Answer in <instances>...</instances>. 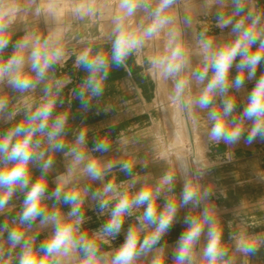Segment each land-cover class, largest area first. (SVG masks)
<instances>
[{
  "label": "clouds",
  "instance_id": "1",
  "mask_svg": "<svg viewBox=\"0 0 264 264\" xmlns=\"http://www.w3.org/2000/svg\"><path fill=\"white\" fill-rule=\"evenodd\" d=\"M223 7L225 0H216ZM231 14L217 13V26L221 29L231 26L235 39L224 46L214 49L210 38L200 40L201 52L206 67L196 69L192 77L203 87L198 96L188 103L184 95L189 88L188 78L181 77V73L189 67V57L179 30L169 25L173 17L169 14L175 0H157L152 6V0H117L116 14L112 18L110 54L98 51L95 54L86 48L76 56V65L87 73L85 79L76 92L77 98L86 108L91 97L100 96L103 92V81L107 78L111 64L120 67L127 58L139 53L148 41L156 39L166 31L167 42L163 54L150 59L151 71L163 79H171L174 83L172 100L182 106L189 104L201 110H207V119L210 128L207 139L211 143L236 144L243 137L246 143H252L257 138L264 140V75L248 93L247 104L237 115V100L229 95L230 89L240 90L245 79L256 77L257 67L264 61V12H257L248 7V0H230ZM143 10L145 15L138 25H132V18L138 11ZM19 11L17 5L10 0H0V51L9 44L8 30L13 24ZM74 14L83 18L91 15L94 9L91 5L76 7ZM37 14L41 12L36 9ZM240 17V19H235ZM185 24H191L186 18ZM62 32L49 34L41 40L26 35L17 41L16 51L7 59L0 58V81L6 80L8 85L18 92L34 89L45 81L49 70L64 59V48L61 43ZM255 46V47H254ZM237 75L230 79V71L234 61ZM28 69L25 71V69ZM209 68L212 75L208 77ZM63 81L44 87L45 97L35 109L27 110L26 119L9 129L6 135L0 136V212L9 204L17 190L24 195L23 207L17 213L16 226L9 228L5 223L0 227V233L7 232V242L10 250L19 247L20 251L15 258L9 253L3 257L0 250V264H61V260L71 257L74 253H82L81 264H136L141 256L153 253L162 237L169 231L179 207L193 204L198 206L205 200L197 187L186 184L179 203L170 200L162 212L152 199L150 190L129 195L127 192H118L114 182L104 183L102 189L91 193V198L98 201L101 213L108 209L111 199L116 203L111 207L106 222L91 236L82 231L85 214L82 211L83 195L80 189L65 190L72 183L73 173L81 165L82 172L93 181L102 180L107 171L111 170V163L103 164L97 158H89L83 147L86 144V131L79 132L73 146L68 147L64 133L67 125L66 114H58L53 118V110ZM221 97L219 106H214L215 98ZM7 107V100L0 97V111ZM14 115V113H13ZM245 122H251L250 129L245 133ZM43 137L49 149L53 152H63L71 157V164L67 174L60 177V182L54 191L48 193V184L44 177L51 170L53 160L45 159V153L38 151ZM14 141V142H13ZM109 143L101 139L95 143L94 152H108ZM39 162L41 178L33 182L29 165ZM183 169V163L181 164ZM122 171L131 174L132 165L129 162L122 164ZM174 175L165 174L160 180V186H171ZM159 187L157 191H159ZM54 199L57 204L70 205V211L62 215L56 205L49 211L46 201ZM144 207L140 220L142 227L154 225L153 230L143 239L133 229H129L124 242L112 253L101 252L100 244L108 243L119 235L125 217L132 215L134 208ZM39 219L41 225H51L53 231L49 237L37 247L34 240L25 238V229L30 228ZM188 225L180 235L172 252L173 264H229V249L222 239V229L212 211L205 207L200 216L185 218ZM207 225V242L198 249L201 236ZM236 250L245 255L255 253L257 244L254 240L244 236H233ZM149 264H165L163 250L152 255Z\"/></svg>",
  "mask_w": 264,
  "mask_h": 264
},
{
  "label": "crops",
  "instance_id": "2",
  "mask_svg": "<svg viewBox=\"0 0 264 264\" xmlns=\"http://www.w3.org/2000/svg\"><path fill=\"white\" fill-rule=\"evenodd\" d=\"M248 7L257 12H264V0H248ZM218 12L230 15V0H225L223 7L219 6L216 0H175L169 13L173 17L169 29L179 30L180 39L189 57V67L180 74L190 81L184 95L185 103L198 96L207 83L206 80L204 84H200L191 75L196 69L206 67L200 40L210 38L213 48L218 49L235 39L231 26L223 29L217 26ZM186 18L191 19L190 25L185 24ZM111 31L110 28V33L106 35L96 33V41L92 42L89 48L93 54L98 51L110 54ZM81 38L82 33H79L72 42H66L81 44ZM167 39L166 31L162 32L158 38L148 41L139 53L130 55L124 65L117 67L111 64L108 76L103 81L102 94L91 97L86 108L76 96L87 75L85 70L75 63L76 56L80 53L77 50L79 47L65 52L64 59L54 65L46 80L34 89L21 93L8 84L6 87L0 85V97L7 100V107L0 111V136L6 135L9 129L24 121L29 108L35 109L43 102L44 87L47 84L54 85L55 81L61 80L64 83L56 97L53 118L58 114H66V144L68 147L73 146L79 132L84 130L86 144L83 150L87 156L97 158L103 164L113 165L102 180L96 181L83 174L81 165L73 173L72 183L65 188L70 190L75 187L82 192V211L85 214L82 231L91 236L108 219L116 199H111L108 209L101 213L98 201L91 198V193L102 189L108 181L116 184L118 192H127L130 196L141 190H150L158 213L164 210L170 200L179 203L185 185L192 184L202 196L207 192V198L198 206L189 204L179 207L171 228L153 253L141 256L136 264H149L152 255L160 250L165 254V264H173L172 252L176 242L188 227L185 218L200 216L205 207L212 211L222 229L223 243L229 249V264H264V140L257 138L249 144L242 137L232 145L208 141L207 131L210 123L207 110L190 104L184 107L179 102H173V81L163 79L150 70V59L163 54ZM14 52L1 53L0 58L7 59ZM238 61L239 57L234 61L230 79H234L238 74L235 67ZM27 70L26 68L25 71ZM211 75L209 68L208 77ZM262 75L264 61L258 65L254 79L246 78L240 90L230 89L229 95L235 96L237 100V115L242 112L247 104L248 93ZM220 103L221 97L217 96L214 106H219ZM250 127L251 122H245L244 136ZM38 138L41 139L38 151L45 153V159L53 160L51 170L44 177L50 194L60 182L59 178L67 174L71 157L65 154L67 148L63 152H53L43 137ZM101 139L109 143L108 152L92 150L95 143ZM124 162L132 165L131 174L122 171ZM29 168L33 182L41 178L39 162L31 163ZM169 173L174 175L173 184L160 186L161 178ZM23 198L24 195L19 190L13 194L8 206L0 212V227L5 223L9 228L16 226L17 213L22 210ZM46 203L49 211L53 210V205H56L62 215L70 211V205L62 202L57 204L54 199L47 200ZM144 207L146 206L134 208L132 215L125 217L119 235L106 244H100L101 252L109 255L114 253L124 242L130 228L136 231L141 239L153 230L154 225L142 227L140 217ZM207 227L205 225L198 249L207 242ZM52 231L51 225H41L38 219L30 228L25 229V238L34 240L38 247ZM233 236L254 240L257 244L256 252L248 255L238 252ZM0 250L4 258H7L9 253L15 258L20 251L19 247L10 250L6 231L0 233ZM82 256V253H74L71 257L61 260V264H81Z\"/></svg>",
  "mask_w": 264,
  "mask_h": 264
},
{
  "label": "rangeland",
  "instance_id": "3",
  "mask_svg": "<svg viewBox=\"0 0 264 264\" xmlns=\"http://www.w3.org/2000/svg\"><path fill=\"white\" fill-rule=\"evenodd\" d=\"M156 1L152 0V6ZM10 2L15 3L19 11L7 33L9 44L3 51H0V54L16 51L17 41L26 35L43 40L57 29L62 32L61 43L64 52H70L75 47H79L77 50L82 52L86 48H91L92 42L96 41V33L105 35L110 33V28L113 27L112 18L116 14L117 6V0H10ZM81 5H91L94 9L93 14L85 15L83 18L77 17L73 10ZM37 8L41 9L39 14L36 12ZM144 15L143 10L138 11L132 18V25L139 24ZM79 33H82L83 42L81 44L66 42V40L72 42L74 37L79 36ZM7 84L6 80L0 81L3 87Z\"/></svg>",
  "mask_w": 264,
  "mask_h": 264
}]
</instances>
